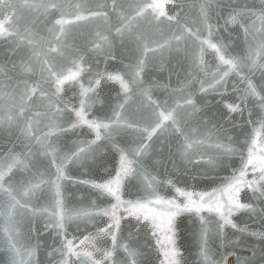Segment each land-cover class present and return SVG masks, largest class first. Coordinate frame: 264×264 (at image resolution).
<instances>
[{
	"label": "water",
	"instance_id": "obj_1",
	"mask_svg": "<svg viewBox=\"0 0 264 264\" xmlns=\"http://www.w3.org/2000/svg\"><path fill=\"white\" fill-rule=\"evenodd\" d=\"M143 6L142 0H118L116 4L113 0H0V19L14 17L17 30L15 39L0 38V161L7 163L10 152L23 161L13 168L14 179L9 180L12 173L5 176L6 183L0 190V264H12L13 256L16 264H63L59 249L65 236L57 235L56 228L51 226L54 219L51 190L42 186L35 195L24 196L23 192L29 169L35 171L30 162L42 161L41 172L47 178L46 168L53 155L59 163L60 159L71 155L70 150L87 147L85 142L96 139L95 131L86 124L69 127L76 122L71 106L79 109L81 84L84 88H95L87 98L90 107L85 116L88 120L108 122L106 117H113L117 104H124L119 113L123 118L119 132L111 133V138L106 139L105 130L101 129V139L92 145L104 166L99 167L91 160L87 166L69 161L64 169L68 179L60 182L66 205L64 211L92 213L68 222L66 233L67 239L77 244L85 236H92L93 240L78 250L93 252L94 246L99 249L93 252L94 259L101 260L103 250L112 247L111 237L98 235V231L109 222V217L102 215L100 210H111L116 201L110 196H100L91 182L107 180L110 174L114 177V166L119 159L117 148L140 147L139 132L135 128L125 130L123 126L125 121L132 120L143 126L141 117L149 115V97L158 103L167 101L169 110L174 109L177 124L165 121L168 127L158 132L159 140L154 137L155 143L145 141L146 146L139 156L128 155L137 171L132 181L136 187L129 189L131 195L124 193L123 200L146 204V210L138 211L150 210L149 215L169 211L167 205L148 203L155 199L149 193L175 200L182 207L186 198L180 196L176 188L194 194L212 193L216 189L209 203L214 206L217 200L224 202L229 193L221 189L227 188L234 175L239 176L244 167L242 155L246 163L248 148L252 146L251 136L257 139L254 162L258 166L255 172L249 166L244 180H255L257 189L264 185L259 179L260 144L264 133L258 135L255 131L264 117L259 98L264 95V69L253 68L251 61H247L239 70L240 75L231 72L218 82V62L206 45L204 63L197 62L202 40L223 43L231 55L241 58L255 50L264 38L259 19L264 12V0H167L164 10L167 16L176 17L172 21L166 16L153 19L149 15L151 9L137 15V10ZM202 7L207 12V20L201 12ZM89 8L98 10L100 15L92 16L83 10ZM77 16L84 18L77 20ZM57 20L66 23L61 26L56 24ZM129 21L131 28L127 27ZM61 27L65 29L63 33L59 31ZM117 28L122 31L117 32ZM52 29L60 37L59 43L52 40ZM175 36L181 38L177 40ZM49 40L51 44L47 43ZM41 42H44L43 52L40 51ZM256 59L258 64L264 63V58ZM42 61L56 73L67 75L79 70V76L75 81H67L63 91L53 96L54 86L49 87V74L44 72L42 79ZM141 61L142 70L138 67ZM137 71L140 75L133 83V74ZM117 72L129 85L127 94L118 82L106 78L101 79L99 85L95 84V80ZM242 77L252 81L259 95L248 94L247 82ZM51 79L55 80L56 76ZM25 81L29 88L35 87V92L24 97L22 109L19 105ZM241 97L243 114L228 115L226 105L241 103ZM188 99L192 100L191 105L186 103ZM109 100L111 107L106 103ZM66 102L69 108L63 110ZM15 115L20 116L19 127L17 122L9 121V117ZM25 120L36 139L29 141L22 133ZM53 125L62 126L66 131L57 133ZM50 131L54 135L45 139ZM181 131L191 145L186 152L176 151V137ZM180 139L184 141V136ZM50 146L55 147L54 154ZM24 163L28 164V169ZM51 171H55L54 166ZM51 179L55 180V176ZM9 184L13 187L9 188ZM9 191L20 202L15 207ZM193 199L198 200V195ZM239 200L252 205L254 210L234 212L230 218L237 228L227 225L219 235L220 218L217 213L208 211L209 204H205L199 214L181 211L175 217L176 243L183 252L181 264H206L198 247L201 216L207 221L211 264L231 256L238 249L249 253L240 261L251 259L253 264H264L261 252L264 236L260 235L264 233V197L245 186L241 188ZM55 210L60 211L58 207ZM117 215L124 217L121 231L117 232L118 242L137 253L140 264H161L165 260L164 249L156 244L149 231L128 224L131 221L135 225L136 220L125 212L124 205L119 207ZM160 239L163 242V234ZM116 255L123 260L127 254L120 248ZM233 259L236 261L235 257ZM71 260L79 264L76 257Z\"/></svg>",
	"mask_w": 264,
	"mask_h": 264
},
{
	"label": "snow or ice",
	"instance_id": "obj_2",
	"mask_svg": "<svg viewBox=\"0 0 264 264\" xmlns=\"http://www.w3.org/2000/svg\"><path fill=\"white\" fill-rule=\"evenodd\" d=\"M167 0H152L151 3L148 0H142L143 7L137 10V15L142 14L143 12L151 9L149 15L153 19H158L159 17H167L169 21L175 20L176 17L174 16H167L164 10V4ZM113 3H118V0H113ZM55 7V4H53ZM84 11H88L92 16L100 15L98 10L93 9H83ZM201 12L204 13L205 20L208 19V15L206 10L202 7ZM239 15V13H237ZM255 15V13H252ZM84 17L77 16L76 19H83ZM235 17L233 16V19ZM127 19V17H125ZM261 21L262 29H264V12L261 13L259 16ZM66 21L64 20H57L56 24L64 25ZM128 28H131V21H129ZM11 29V31H10ZM15 20L14 17L7 16L3 19H0V38H12L15 39L14 33L16 32ZM52 40H55L56 43L60 42V37L56 35V30L52 29ZM61 33L65 31L63 27L59 29ZM122 29L117 28V32H121ZM211 33V29L209 30ZM246 29V34H247ZM183 32L181 33V36ZM262 37H264V31L261 33ZM181 36H175L174 38L179 40ZM106 40V38H103ZM52 40L47 41V43L51 44ZM31 43V41H29ZM44 42H41L40 51L43 52V45ZM200 55L197 58V62L199 64H203V54L206 51L204 45L207 46V49H211L214 53L215 59L218 62V74H219V81H223L225 77H227L231 72H236L237 75H240V69L247 61H251V65L253 68H260L264 69V63H257V57L264 58V38L261 39L258 47L255 50H250L247 57L241 58L238 56H233L231 53L227 51V47L223 43H213L211 40H202L200 41ZM35 54V53H34ZM143 61L140 62L138 65L139 68L142 70ZM47 72L49 74L48 77V84L49 87L54 86V92L52 93L53 96L58 95L61 91H63V85L67 81H75L79 76V70L76 72H69L67 75H64L63 72L56 73L53 68L46 66L45 62H41V74L43 79V73ZM55 75L56 79L52 80L51 77ZM139 71L133 74V83H136L139 78ZM264 75V72H262ZM108 79L110 81L118 82L121 86V90L127 94L129 91V85L125 82L123 76L117 72L115 74H108L106 77H101L100 79L95 80V84L99 85L101 79ZM247 82V92L250 95L256 96L259 95L256 91V87L253 85L252 81L247 77H242ZM18 87V86H17ZM81 92H80V101H79V109L76 108L75 105L71 106V111H75L76 122L70 123V128H75L80 125H87L89 129L95 131L96 139L91 142H85L87 147H77L75 150H70L71 155H66L64 158L60 159L59 163H57V159L55 155L53 158L48 161V165L46 171L49 173L48 177L45 178V173L41 172V164L42 161L36 160L34 162H30L32 165V169H35L33 172L29 169V176L26 177L27 187L23 192L24 196L28 195H35L38 191L42 189V186H46L52 192L51 199L54 205L53 211V224L51 226L55 227L57 230V235H64L65 239L61 242V248L59 251L61 252V260L63 264H76V261L71 260V257H76L79 260V264H140V261L137 259V253L132 252L127 245L121 244L118 242L117 232L121 231V220L124 218L122 215H117V210L121 205L125 206V212L128 215L134 216L136 220V224L132 225L131 221L128 222L129 225L133 228H141L148 230L150 235L155 238V242L161 248L164 249V257L165 260L161 262V264H181L183 259V252L181 248L177 246L176 243V234H175V217L181 212H194L199 214L201 210L204 208L205 204H209L208 211L215 212L220 218V222L217 223V235L223 230V228L227 225H230L232 228H237V225L233 223L232 219L230 218L234 212H237L241 209H252V205L241 203L239 200V193L242 187H248L252 189L253 193L259 191V195L264 197V185H261V189H257L255 187L256 181H246L244 180L246 171L249 166L253 172L257 170V163L254 162V150L257 147V139L255 136H251V144L252 146L248 148V156L247 161L245 163L243 159V155L241 158V163L244 167L241 169L239 176H233V179L228 183L226 189H221V191H226L229 193L228 199L224 202H220L217 200L213 205L209 202L213 200L215 195L216 189H213L212 193H200L194 194L193 192L185 191L181 188H176V192L186 198V202L181 207V204L175 202V200L166 199L163 196L156 195L155 193H149L150 196H154L155 199L148 201V203H155V204H162L169 206V211L167 213H152L151 215L148 214L150 210L147 211H138V210H146L147 205L140 203L139 201L133 202L131 200L125 201L122 199V195L124 193H128L131 195L132 193L129 191L130 188L136 187L135 184L132 183L133 179L137 176V171L132 167L133 160L128 159V155L139 156L141 151H143L145 145V141L153 142V138L155 137L156 140H159L160 137L158 132L165 130L168 125L165 124V121H172V125L177 124V120L173 117V110H169V105L167 101L157 102L152 100L149 97V115L146 117H141L144 121L143 126L140 123L136 122L135 120L132 121H125L124 129L127 130L129 128H135L139 132V148H117L119 153V159L114 166L115 175L114 177L111 176L110 178L101 182H91V187L96 189L100 196H110L112 197L116 203L112 204L111 210L109 209H102L100 210L101 214L104 216L109 217V222L106 224L105 227L100 228L98 231V235H103L105 237H111L112 247L111 249H105L102 253V259L96 260L93 258V252L99 251L93 246V252L78 250L83 249L88 245L90 241L93 240L92 236H85L83 240L79 241L77 244L73 239H67L66 233V226L67 223L72 221L74 218H79L83 216H91L92 213L90 212H66L64 208L66 205L64 204L63 193L61 192V181L64 179H68L65 175V166L69 161L72 162H81L85 166L88 165V162L91 160L99 167H103L104 163L103 160L97 158L95 150L92 149V145L96 144V141L101 139V129L105 130L106 139L111 138V133L119 132L120 130V122L123 119L120 116V110L124 109V104L119 103L117 104L116 108L113 109V117H106L108 122L105 120H88L86 119L85 113L90 107L87 103V98L89 97V93L95 92V88L89 87L84 88L81 84ZM35 92V87L29 88L27 81L24 82V91L21 96V103L19 105L20 108H24L25 105L23 103L24 97H30L31 94ZM119 98V97H118ZM261 106L264 107V95L260 97ZM51 100V97L49 98ZM244 102L243 97H241V103L239 104H228L226 105L228 109V115L231 113L239 112L241 115L243 114V108L241 104ZM107 105L111 107V101H106ZM187 104H192V100H186ZM194 107V105H193ZM69 105L66 102L64 105L63 110H68ZM49 110H51V104H49ZM61 111V110H58ZM19 120L20 116H10V122H17V127H19ZM251 122V121H250ZM57 133H63L66 131L65 128L59 125H53ZM22 133L24 134L25 138L31 141L32 139H36L32 135V129L29 126L27 120H25V126L21 129ZM179 131V129H178ZM224 129L221 127V132ZM256 133L262 134L264 133V117H261L260 120V127L259 129L255 130ZM53 132H49L46 134L45 139L50 136H53ZM180 136H184V141H181ZM180 136L176 137V151L181 152L187 151L188 147L191 145L187 143V136L181 131ZM58 138V137H57ZM230 139V138H229ZM54 143V142H53ZM51 147V151L54 154L56 152L55 147ZM220 147V145H218ZM243 147V146H242ZM99 148V145H97ZM170 154L174 155L175 153L171 152V148H169ZM48 153L45 152V156ZM27 157H25V160ZM23 163L19 157L13 155L11 152L8 157V162L5 163L0 161V190H3V185L6 183L5 176H8L9 173H12V176H9V180L14 179L15 173H13V168L17 165ZM55 167V171H51L52 167ZM24 167L28 169V164L24 163ZM259 179L264 181V136H261V144H260V160H259ZM55 176V180H52L51 177ZM169 183H174L172 180L168 181ZM13 185L9 184V188H12ZM137 189V193H138ZM13 201V207L18 205L20 202L16 200L15 196L12 195L11 191L8 193ZM19 194V193H18ZM198 195V200H194L193 196ZM207 196V200L205 199ZM59 208L60 211H56V208ZM200 231L198 233L199 236V243L198 247L200 249V254L205 258L206 264H211V261L208 259L209 257V249L208 239H207V221L204 217H200ZM147 222V223H145ZM80 227V225H77ZM243 231V229H241ZM161 234H163L164 240L163 242L160 239ZM194 235L197 233L194 231ZM255 235V233L253 234ZM264 236V233L260 234ZM15 246L13 245V248ZM120 248L124 249V253L127 255L124 256L123 260L114 254L118 253ZM262 254H264V249H261ZM238 264H253L251 259H246L244 261H240V258H237ZM12 264H16L15 256L12 258Z\"/></svg>",
	"mask_w": 264,
	"mask_h": 264
},
{
	"label": "flooded vegetation",
	"instance_id": "obj_3",
	"mask_svg": "<svg viewBox=\"0 0 264 264\" xmlns=\"http://www.w3.org/2000/svg\"><path fill=\"white\" fill-rule=\"evenodd\" d=\"M248 252L246 250H243V249H238V250H235L231 256H228L227 258L223 259V260H220V261H217L213 264H235L236 262H238L237 258L239 257L240 259H243L245 257L248 256ZM233 257L236 258V261H234Z\"/></svg>",
	"mask_w": 264,
	"mask_h": 264
}]
</instances>
